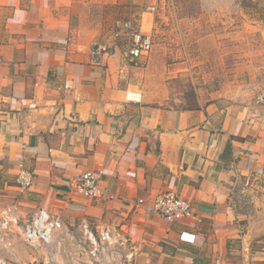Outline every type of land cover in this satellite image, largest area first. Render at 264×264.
I'll use <instances>...</instances> for the list:
<instances>
[{
    "label": "crops",
    "instance_id": "0c3cea01",
    "mask_svg": "<svg viewBox=\"0 0 264 264\" xmlns=\"http://www.w3.org/2000/svg\"><path fill=\"white\" fill-rule=\"evenodd\" d=\"M145 1L0 0V217L43 208L63 224L40 249L11 234L6 264H86L84 222L125 234L135 264H264V105L170 104L153 46L130 61L113 35L132 19L151 36ZM94 170L99 195L75 193ZM163 192L194 216L137 204Z\"/></svg>",
    "mask_w": 264,
    "mask_h": 264
},
{
    "label": "rangeland",
    "instance_id": "374dc122",
    "mask_svg": "<svg viewBox=\"0 0 264 264\" xmlns=\"http://www.w3.org/2000/svg\"><path fill=\"white\" fill-rule=\"evenodd\" d=\"M151 3L155 12L143 18L152 25L170 104L264 105V0H148L138 7L147 11Z\"/></svg>",
    "mask_w": 264,
    "mask_h": 264
},
{
    "label": "built area",
    "instance_id": "2783aa9c",
    "mask_svg": "<svg viewBox=\"0 0 264 264\" xmlns=\"http://www.w3.org/2000/svg\"><path fill=\"white\" fill-rule=\"evenodd\" d=\"M155 3L147 7L150 13L155 12ZM115 38L122 37L126 42V56L130 61L145 59L151 52L152 37L140 31L132 19L123 21ZM92 63H98L101 55L92 52ZM98 171H84L74 174L71 180L72 190L87 198H96L99 195ZM32 175L26 170H21L14 181L21 189L29 188L33 181ZM145 211L154 213L166 222L172 223L194 216L191 203L173 192H163L147 202L143 197L137 199ZM63 228L60 218L43 208H39L29 219L19 221L16 217L6 214L0 217V250L10 245V235L17 234L23 242L34 249L52 243L54 235ZM82 235L88 245V260L86 264H135L134 251L129 245L125 234L110 226H103L92 230L87 222L82 223ZM0 256V264H6Z\"/></svg>",
    "mask_w": 264,
    "mask_h": 264
}]
</instances>
